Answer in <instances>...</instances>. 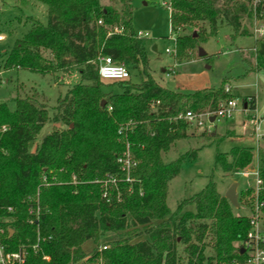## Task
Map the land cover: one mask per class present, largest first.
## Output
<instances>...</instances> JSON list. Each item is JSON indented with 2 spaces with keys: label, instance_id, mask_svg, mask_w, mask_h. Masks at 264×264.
<instances>
[{
  "label": "trees",
  "instance_id": "obj_1",
  "mask_svg": "<svg viewBox=\"0 0 264 264\" xmlns=\"http://www.w3.org/2000/svg\"><path fill=\"white\" fill-rule=\"evenodd\" d=\"M32 1L17 0L15 5L23 12ZM35 1L45 5L46 20L31 21L32 29L0 56V65L39 73L77 70L81 82L59 97L53 115L30 98L16 97L13 108L0 103V214L6 217L4 227L15 230L7 239L10 249L25 246L26 264H181L184 258L186 264H246L247 253L241 249L251 217L235 216V207L216 182L210 180L173 212L167 204L170 181L180 173L183 158L164 162L163 155L191 137V125L177 116L187 111L215 114L221 103L236 99L228 81L192 92L156 81L148 71L144 39L134 29L132 0H118L120 9L102 0ZM171 7L172 32L178 33L183 23L203 24L196 36L178 35L177 62L189 59L199 41L216 35L220 23L233 28L235 39L253 36L248 26L254 15L264 22V0L256 7L253 0H172ZM253 50L255 62L248 72L264 70V38L255 39ZM102 56L127 62L141 80L134 83L131 75L120 80L122 92L104 93ZM245 104L255 111L256 97H245ZM51 122L63 127H54L31 151L30 144ZM230 136L229 131L201 134L218 142ZM127 142L137 166L130 174L132 192L117 200L115 192L102 194L101 183L113 177L123 181V191L128 188L117 162ZM255 162L264 179L260 146H235L216 155V168L226 174L240 173ZM73 176L79 181L73 182ZM259 199H264V190ZM37 203L38 224L30 222L29 213ZM122 232L125 236L109 235ZM101 237L105 239L99 244ZM87 241L95 245L89 251L83 248ZM108 246L123 248L104 249Z\"/></svg>",
  "mask_w": 264,
  "mask_h": 264
},
{
  "label": "rangeland",
  "instance_id": "obj_2",
  "mask_svg": "<svg viewBox=\"0 0 264 264\" xmlns=\"http://www.w3.org/2000/svg\"><path fill=\"white\" fill-rule=\"evenodd\" d=\"M17 0H0V56L9 53L17 40L32 29L33 20H46V7L39 1H32L31 6L20 11L15 3ZM166 0H132L133 25L137 33L145 42V52L149 59L148 71L162 86L177 90L192 92L205 87H217L223 80H227L226 86L235 95L237 107L232 116L219 118L214 126H190L188 133L191 137L182 139L167 153L163 155L164 162H170L183 158L180 173L169 184L167 204L173 212L179 203L199 193L210 180L216 182L221 194H225L232 182L239 183L238 193L243 192L239 207L233 208L235 216L249 215L255 205V193L249 189H255L257 178L253 171L256 162L240 173L226 174L220 167L216 168V155L230 152L235 146H253L264 149V70L248 72L250 63L255 62L253 46L255 38L251 35H238L232 39L234 30L231 26L220 23L216 35L210 36L204 41H199L191 51V56L182 62H177L174 55L175 38L178 35L194 36L199 33L202 23L180 24L178 33L172 32L171 10L163 4ZM171 1V0H170ZM103 4L120 9L118 0H102ZM253 24H249L251 31ZM208 27V24L205 23ZM200 49L206 52L200 55ZM170 51V52H169ZM4 54V55H3ZM0 57V63L1 61ZM131 69V80L136 83L141 80L136 70L127 62H121ZM81 82L80 73L74 70L72 73L62 71L53 73H39L27 69L5 70L0 65V103L5 102L11 108L14 107L16 97L30 98L38 104L48 108L49 114L56 112L59 97ZM120 80H103L101 89L104 93H120L122 87ZM253 95L257 99V109L251 113L243 108L245 97ZM246 120L248 126L244 127ZM258 120V124H255ZM242 126V127H241ZM54 127H63L61 123H47L37 138L30 144V150L35 151L42 138L53 131ZM232 129V130H231ZM233 129H241L240 136H236ZM205 130L225 135L230 132V137L222 141L205 140L201 137ZM260 138H257V135ZM196 151V155L189 153ZM246 173V174H244ZM79 181V180H78ZM73 176V182H78ZM121 182H109L102 184V194L115 192L116 199L120 200L126 194L132 192L131 182L125 180L129 186L126 191ZM249 192V193H248ZM126 233L109 234L117 238ZM103 237L99 244L104 242ZM234 245L238 246L239 242ZM94 243L87 241L83 244L86 251L93 249ZM101 246V245H100ZM120 246H108V251L121 250ZM103 249V248H102ZM210 253V249L208 251ZM181 264H186L184 258ZM229 264V263H225ZM232 264V263H231Z\"/></svg>",
  "mask_w": 264,
  "mask_h": 264
},
{
  "label": "built area",
  "instance_id": "obj_3",
  "mask_svg": "<svg viewBox=\"0 0 264 264\" xmlns=\"http://www.w3.org/2000/svg\"><path fill=\"white\" fill-rule=\"evenodd\" d=\"M171 2L172 0H166L163 1V4L171 10ZM258 2L259 0H253L254 7H256ZM254 16V24L251 29L252 35L255 39L264 38V22L258 20L256 15ZM116 31H118V29H116ZM138 35L141 36V32H139ZM2 39L3 36H0V40ZM99 61V73L101 78L104 80H125L131 76L128 67L123 63L116 62L111 56H102L100 57ZM236 107V99H232L228 102L221 103L220 108L215 114L206 113L198 115L192 111H187L186 113L179 114L177 119H184L191 126L207 125L209 128H211L214 126V122L217 119L232 116L233 111L236 110ZM212 116H215L216 118L214 122H210V118ZM255 122V124H258L259 121L256 120ZM6 128V126H3L2 130L4 131ZM123 128L124 127H121L119 132H122ZM256 135L259 139L260 135ZM126 146L127 148L125 151L117 158V162L120 164L122 172L126 174L125 180L131 182L133 179L131 178L130 174L133 169L136 168L137 160L135 159L128 142L126 143ZM253 171L257 178V186L254 189L255 205L252 212L249 214L251 217V229L247 234V239L244 243V249L247 253L246 264H264V199H259V194H261L264 190V179L259 176L257 164L255 169L253 167ZM111 181L116 182V179L111 177ZM7 211L13 212V209L9 208ZM29 213L31 214L30 222H36L38 224L41 213V208L38 203L35 209L32 208L29 210ZM5 220L6 217L0 214V264H26L28 252L25 246L17 250L10 249V244L7 242V239L14 234L15 230L11 227H4ZM35 247L36 246L33 245V248ZM105 248L107 247H104V249ZM45 258L49 259L48 256H45Z\"/></svg>",
  "mask_w": 264,
  "mask_h": 264
},
{
  "label": "water",
  "instance_id": "obj_4",
  "mask_svg": "<svg viewBox=\"0 0 264 264\" xmlns=\"http://www.w3.org/2000/svg\"><path fill=\"white\" fill-rule=\"evenodd\" d=\"M196 36V33L194 34ZM206 52L202 49H200V55H205ZM103 105L105 104V101H103L102 103ZM245 107H246V104H245ZM215 116H212L210 118V122H214L215 121ZM73 126V124L71 125ZM213 135L216 134V132H213L212 133ZM238 186H239V183L234 181L232 182V184L229 186V188L227 189L226 193L224 194V196L229 199V201L232 203V205L234 207H239V193H238ZM241 252L244 253L245 252V249L242 248L241 249Z\"/></svg>",
  "mask_w": 264,
  "mask_h": 264
},
{
  "label": "crops",
  "instance_id": "obj_5",
  "mask_svg": "<svg viewBox=\"0 0 264 264\" xmlns=\"http://www.w3.org/2000/svg\"><path fill=\"white\" fill-rule=\"evenodd\" d=\"M253 47H254V46H253ZM256 105H257V99H256ZM243 108L246 109L245 106H243ZM256 109H257V107H256ZM246 111H248L249 113H251V115L253 116V113H252V112H254V111H250V110H247V109H246ZM241 122H244V123H245V124H244V127H245V126H248V124H249V123L246 122V120H241ZM241 127H242V126H241ZM231 130H232V129H231ZM233 130L235 131L237 137L240 136V135H239V132H240L241 129H236V130L233 129ZM214 132H215V131H214ZM212 133H213V132H212Z\"/></svg>",
  "mask_w": 264,
  "mask_h": 264
}]
</instances>
